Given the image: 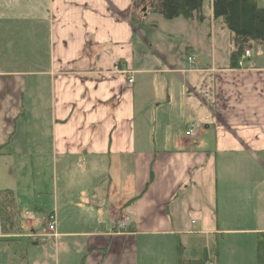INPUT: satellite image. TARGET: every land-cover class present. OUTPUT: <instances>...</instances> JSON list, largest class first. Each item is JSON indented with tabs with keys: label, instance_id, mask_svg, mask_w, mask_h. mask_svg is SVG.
<instances>
[{
	"label": "crops",
	"instance_id": "obj_1",
	"mask_svg": "<svg viewBox=\"0 0 264 264\" xmlns=\"http://www.w3.org/2000/svg\"><path fill=\"white\" fill-rule=\"evenodd\" d=\"M213 4L165 20L132 0H0L4 237L30 239L44 211L61 264H258L264 42L237 39Z\"/></svg>",
	"mask_w": 264,
	"mask_h": 264
},
{
	"label": "trees",
	"instance_id": "obj_2",
	"mask_svg": "<svg viewBox=\"0 0 264 264\" xmlns=\"http://www.w3.org/2000/svg\"><path fill=\"white\" fill-rule=\"evenodd\" d=\"M207 0H132V9L141 11L145 8L148 12L160 14L165 20H173L182 17L191 19L198 12L202 4ZM213 14L215 18H223L227 28L235 37L243 42H264V10L256 7L254 0H214ZM134 18V16H133ZM241 43L239 50L232 54V60L235 66L240 60L244 43ZM0 199V229L8 230L10 219L3 217L4 207L7 203L14 205L13 197L10 191H5ZM7 199V201H6ZM15 206V205H14ZM6 212V211H5ZM15 213V209L13 208ZM6 214V213H5ZM10 215V212L8 213ZM18 231V225L15 226ZM3 231V230H2ZM19 232V231H18ZM26 258V256H25ZM24 253L21 260L24 261ZM258 264H264V238L260 239L257 244ZM12 260L10 259V263ZM180 264L182 262L180 261ZM194 264H203L201 261Z\"/></svg>",
	"mask_w": 264,
	"mask_h": 264
},
{
	"label": "rangeland",
	"instance_id": "obj_3",
	"mask_svg": "<svg viewBox=\"0 0 264 264\" xmlns=\"http://www.w3.org/2000/svg\"><path fill=\"white\" fill-rule=\"evenodd\" d=\"M259 4L260 6L264 5V0H259ZM9 60L10 57H8V61ZM0 63H2L1 56H0ZM40 174L41 177H43V173L41 172ZM34 182H35V188L37 190H42L43 185L46 184L45 179H40V182H38L37 179H34ZM25 183L28 186H32L33 184L31 183V180H26ZM15 186L16 185H14L13 187ZM5 191L0 192V199H2L3 196H7L6 193L4 194ZM3 209H4L3 217H6L7 219L10 220L11 218H15L12 203H7ZM9 212L10 215L8 214ZM29 214H31V216L29 218L30 220H28V223L30 224L33 223V226L30 228L28 227V224L25 223L23 225V229L25 234H30L31 232H34V235L31 236L30 234V239L24 237L6 238L4 237L5 235L1 233V229H0V264H9L10 259L12 260L11 264H55L56 262L58 264H61V262L59 261L61 259L63 252H61L60 249L58 250L55 249L53 243L49 238H45V237L42 238V236L45 235L44 234L45 227L43 221L44 211H38L35 212V214L33 211L34 216H32L31 211H29ZM78 244L81 245L82 242L70 241L69 243H65V246H67V252H69L71 256H76L75 250ZM201 251L202 249L198 250L197 252L194 253V255L202 259L204 255H202ZM23 253H24V258L26 256L24 261L21 260V256L23 255ZM187 256H189V254ZM246 256L247 255L245 254L244 256L245 263H247ZM237 264H240V262H238Z\"/></svg>",
	"mask_w": 264,
	"mask_h": 264
},
{
	"label": "built area",
	"instance_id": "obj_4",
	"mask_svg": "<svg viewBox=\"0 0 264 264\" xmlns=\"http://www.w3.org/2000/svg\"><path fill=\"white\" fill-rule=\"evenodd\" d=\"M244 57L248 58L249 57V51H244ZM238 66L241 68L242 67V62L239 61L238 62ZM113 72L114 73H118V72H124L125 74H128L127 71H123L122 69H119L117 66L113 67ZM132 79L130 78L128 80V83H131ZM197 125L193 124L191 126L188 127V129L185 131L184 135L185 137L188 138H192L195 139L196 138V134H197ZM129 221V215H123V217H121V219L115 223V229L116 231H121L125 228L126 223ZM44 224H45V228L47 229L48 232H54L55 230V219L54 216L52 214H48L45 218H44Z\"/></svg>",
	"mask_w": 264,
	"mask_h": 264
}]
</instances>
